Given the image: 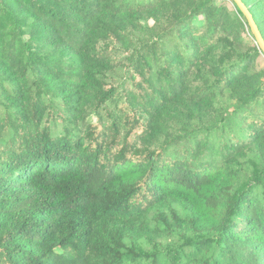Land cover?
I'll use <instances>...</instances> for the list:
<instances>
[{"label":"trees","instance_id":"obj_1","mask_svg":"<svg viewBox=\"0 0 264 264\" xmlns=\"http://www.w3.org/2000/svg\"><path fill=\"white\" fill-rule=\"evenodd\" d=\"M228 1L0 0V264H264V69Z\"/></svg>","mask_w":264,"mask_h":264},{"label":"rangeland","instance_id":"obj_2","mask_svg":"<svg viewBox=\"0 0 264 264\" xmlns=\"http://www.w3.org/2000/svg\"><path fill=\"white\" fill-rule=\"evenodd\" d=\"M221 2H225V4H229V7L230 8L233 7L231 5V2L228 1V0H218L216 6L219 7V5L221 4ZM198 21H199V23L196 24L197 26L202 25V22H205L206 23L204 17H202ZM142 24H144V23H142ZM161 25H164V24H161ZM152 26H153L152 22H149L148 27L151 28ZM243 35L246 38L248 45L249 44H252L251 43V36L247 32V28H246V32ZM25 39H28V38L25 37ZM172 44H173V42H171L170 40H166V47L165 48L166 49L171 48ZM176 44L182 50V46H180L178 42H176ZM109 45L110 44L104 45V47H108ZM115 45H117V44H115ZM246 48H248V47L246 46ZM245 51H246L245 46L239 50V52H242V53L245 52ZM125 54H129V53H127V52L126 53H122V51H121V49L119 48L118 45L114 47V55H113V63H112V66L114 67V70H113V73L110 74V77H115V78L117 77V79H119V76L124 75L123 71L128 72V71H131L132 70V68L129 65V63L127 61H125V59H124L125 58ZM255 62H256V64H258V67L260 69H264V58H263L262 54H260L258 56V58L256 59ZM117 67H120L121 69H118ZM140 80H141L140 78L139 79L138 78H135V81L133 83V87H128V85H127L128 92H132L131 90H136V86L140 82ZM107 84L109 85V80L107 81ZM46 119H51V118H46ZM47 123H48V121L44 122V124H47ZM60 128H61V124H58V126L56 125V126H53L52 127L53 131L54 132H58V133L60 131Z\"/></svg>","mask_w":264,"mask_h":264},{"label":"water","instance_id":"obj_3","mask_svg":"<svg viewBox=\"0 0 264 264\" xmlns=\"http://www.w3.org/2000/svg\"><path fill=\"white\" fill-rule=\"evenodd\" d=\"M231 1L235 5V7L239 10L241 15L244 17V19L247 23V27H248L256 45H257L260 53L262 54V56L264 58V40L260 34V31H259L251 13L249 12L248 8L246 7V5L241 0H231Z\"/></svg>","mask_w":264,"mask_h":264}]
</instances>
